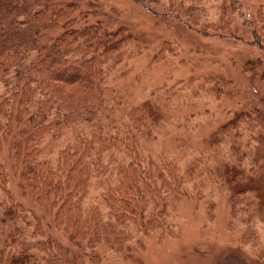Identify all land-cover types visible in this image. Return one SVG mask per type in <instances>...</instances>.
Instances as JSON below:
<instances>
[{"label": "trees", "instance_id": "obj_1", "mask_svg": "<svg viewBox=\"0 0 264 264\" xmlns=\"http://www.w3.org/2000/svg\"><path fill=\"white\" fill-rule=\"evenodd\" d=\"M133 1L151 12L158 2ZM80 2L0 0V264H101L100 245L123 252L133 241L141 243L159 229L172 234L175 227L181 198L180 180L173 175L177 166L169 162L165 177L157 176L138 151L136 135L150 122L147 108L127 112L123 139L103 112L105 67L118 54L125 31L102 24L71 31L69 15ZM233 2L240 12L243 5ZM252 32L264 57V39ZM260 79L264 82V67ZM86 122L90 132L79 131L53 161L40 156L49 140ZM260 132V109L236 112L211 138L212 146L223 145L214 157L223 151L225 163L208 173L230 185L231 217L243 226L242 243L252 246L260 242L255 208L240 198L264 199ZM109 174L116 182L101 192V205L88 204L93 180Z\"/></svg>", "mask_w": 264, "mask_h": 264}, {"label": "rangeland", "instance_id": "obj_2", "mask_svg": "<svg viewBox=\"0 0 264 264\" xmlns=\"http://www.w3.org/2000/svg\"><path fill=\"white\" fill-rule=\"evenodd\" d=\"M239 1L240 12L232 0H158L151 4L155 13L133 0H81L71 10V31L99 24L124 29L126 39L105 67L103 112L123 139L127 112L147 108L150 122L136 135L138 151L157 176L165 177L169 162L176 164L173 175L180 180L172 234L156 230L123 252L100 245L101 264H264V199L241 195L242 204H254L260 241L244 245L243 226L231 217L230 185L208 176L225 163L223 151L214 157L223 149L211 144L215 132L238 111L257 108L264 114V57L252 43L254 29L264 39V0ZM169 13L178 16L164 15ZM87 124L49 140L40 156L53 161L79 131L90 132ZM115 182L114 174L95 178L87 203L101 205V192Z\"/></svg>", "mask_w": 264, "mask_h": 264}]
</instances>
